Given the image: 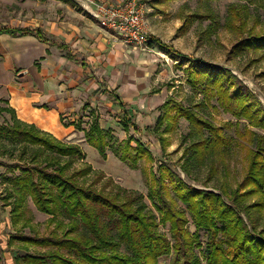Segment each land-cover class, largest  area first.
Wrapping results in <instances>:
<instances>
[{
    "label": "rangeland",
    "instance_id": "374dc122",
    "mask_svg": "<svg viewBox=\"0 0 264 264\" xmlns=\"http://www.w3.org/2000/svg\"><path fill=\"white\" fill-rule=\"evenodd\" d=\"M76 1L79 5L73 7L65 0H46V2L0 0V26L8 22H16V18L19 20L23 16L28 17L31 13H37L38 15L35 16L42 19L55 17L56 20L59 18L63 20L66 14L68 18H72L75 17L74 13L64 11L69 7L75 8L76 12L80 11L86 16L88 28L86 38L90 42L89 46H95L92 49L100 50L98 54H91V51L89 54L86 49L85 58L82 59L85 62V71L83 70L81 87L78 91H74L75 87L72 86L63 89L60 93V102L64 104L60 108L62 122L66 125L74 123V127L66 129L62 139L78 145L82 151L79 156L65 158L66 161L71 160L68 174L91 165L93 170L80 176L79 185H94L98 189L105 188L106 191L113 188L117 191L121 187L127 191L140 192L150 212H154L159 220L161 213L156 209L149 194L154 182V174L164 171L166 166L174 169L194 187L215 192L222 190L227 194L226 201L230 205L242 209L240 213L248 226L251 227L253 222L256 223V235L264 236V193H260L256 185L245 179L249 163L248 152L255 146L249 130L259 129L252 127L246 119H239L232 112L224 109L216 96L211 97L209 101L205 99L200 89H193L187 83L183 70L189 60L194 58H203L225 66L252 89L264 104V52L251 49L242 52L233 51V45L248 35L246 31L238 32L227 25L231 3H244V1L210 0L204 5L201 0H137L144 9L150 40H152L144 45L128 42L118 32L100 24L94 12L96 4L102 0ZM262 2L261 0L257 4L250 5L248 15V26L258 21L256 25L258 32L264 29ZM209 5L215 17L210 35L204 30L207 29L211 19L196 20L185 27L186 14L196 9L204 10ZM17 9L24 11L20 14ZM155 39L168 45L169 50L159 47V44L153 41ZM88 55L93 56L94 59L88 58ZM62 74L57 78L64 83L67 79ZM93 79L100 84L97 90L89 87ZM104 89L116 90L130 104L131 122L137 128L131 125L130 129L125 131L121 121L124 113L121 112L118 104L113 103L112 97L103 93ZM175 102L194 107L203 102L204 105L195 108L216 126H223L225 137L230 139L228 146L222 151L216 150V153L206 154L203 159L191 156L194 151L189 147L192 143L190 136L192 126L184 116L172 109ZM6 108L8 105L3 102L0 105V124L12 122V115ZM97 116L101 127L107 131L108 144L105 155L89 144L87 137L90 123ZM49 120L53 124V120ZM130 136L133 137L131 146L136 147V142L140 141L148 148L151 157L145 155L136 165L121 160L119 156L123 144ZM7 146H10L11 152L4 155L0 153V246L3 264H15L14 255L24 256L27 251L20 247L21 243L18 241L9 246L10 234L19 232L28 235L34 233L48 235L55 228L56 223L62 222L61 232L68 229L72 220L61 209L56 214L55 222L51 223L49 219L51 215L39 211L32 198L27 196L23 203L26 212L20 218L21 222L12 223L11 209L14 198L7 196L12 190L18 197L19 194L13 183L15 180L12 179L20 174V170L7 168L4 165L17 163L23 167H31V164L20 162L18 148L10 144ZM0 150L2 152V146ZM184 165L190 170L189 175L182 170ZM101 172L103 175L100 174ZM165 182V191L173 197L178 208L185 212L188 230L191 233L195 232L197 227L193 216L179 199L181 195L175 193L171 178L167 177ZM206 183L208 186L205 185ZM23 223H26L25 226ZM169 225L160 224L159 229L170 237ZM223 237H225L223 231L219 230L217 238ZM200 240L202 245L196 248V252L201 264H207L206 230L200 231ZM25 247L33 254L45 250L33 245ZM174 258V253L162 256L160 264H173ZM177 264H181V260Z\"/></svg>",
    "mask_w": 264,
    "mask_h": 264
},
{
    "label": "trees",
    "instance_id": "16d2710c",
    "mask_svg": "<svg viewBox=\"0 0 264 264\" xmlns=\"http://www.w3.org/2000/svg\"><path fill=\"white\" fill-rule=\"evenodd\" d=\"M65 1L72 6L78 4L76 0ZM209 1L201 0L204 5ZM242 1L244 3H231L227 15V25L232 30L246 31L248 35L233 45V51L242 52L251 49L264 52V29L259 32L256 30L258 21L248 26L250 5L257 4L261 0ZM262 1L264 6V0ZM209 7L210 5L204 10L196 9L186 14L185 27L196 20L211 19L207 29L204 30L210 35L215 17L212 8ZM0 31L22 35L34 33L42 41H50L39 29L6 27ZM153 41H156L159 47L169 50L168 45L156 39ZM60 47L64 45L60 44ZM183 70L187 83L193 89H200L205 99L209 101L211 97L216 96L224 109L232 112L239 119H246L252 127L259 129L249 130L255 146L248 152L249 163L245 179L256 185L260 193H264L263 102L231 69L225 66L203 58H194L189 60ZM108 93L122 107L124 117L121 121L125 131H128L131 125L137 128L131 122L130 111L122 98L115 92ZM201 105L204 103L201 102L195 107ZM195 107L175 102L172 109L184 116L192 126L190 133L192 143L189 147L194 151L191 156L201 159L208 153L224 150L230 139L225 137L223 126L213 124ZM6 110L11 113L12 122L0 124V146L3 147L0 153L4 155L11 152L10 146H7L10 144L18 148L20 162L31 164V167H23L17 163L4 165L7 168L20 170V174L12 179L15 180L13 183L19 194L18 197L12 190L7 196L14 198L11 209L12 223L21 222L20 218L26 212L23 203L27 196L32 198L39 211L51 215L49 218L51 223L55 222L56 214L61 209L72 220L68 229L61 232L62 222L56 223L55 228L48 235L39 233L28 235L19 232L10 234L9 246L18 241L21 243L20 247L27 251L24 256L14 255L15 264H160V258L171 253H174L175 257L173 264H177L180 260L181 264H201L196 252V248L202 245L201 230H206L208 235L205 249L207 264H264V236L256 235V223L253 222L251 227L248 226L240 213L242 209L230 205L226 201L227 194L222 190L215 192L194 187L174 169L165 166L164 171L154 174V182L149 194L156 209L161 213L158 220L156 214L150 212L140 192L127 191L119 186L117 191L114 188L106 191L105 188L98 189L94 185H79L80 176L93 169L88 165L83 170L68 174L71 160L66 161L65 158L81 155L82 151L78 145L59 139L33 123L22 121L11 106ZM98 117L91 121L87 137L89 144L105 155L108 144L107 131L101 127ZM132 139L133 137L130 136L124 142L119 157L136 165L145 155L151 157V153L140 141L136 142V147H132ZM182 170L190 174V170L185 165ZM100 174L103 175L102 172ZM167 177L171 178L175 193L181 195L179 199L193 216L197 227L193 233L186 226L188 219L184 210L179 209L173 197L165 191ZM205 185L208 186L207 183ZM166 223L170 224V237L159 229L160 224ZM25 224L23 223V226ZM219 230L223 231L225 237L217 238ZM27 245L38 246L45 250L33 254L28 252V248L25 247ZM0 264H3L1 246Z\"/></svg>",
    "mask_w": 264,
    "mask_h": 264
},
{
    "label": "crops",
    "instance_id": "0c3cea01",
    "mask_svg": "<svg viewBox=\"0 0 264 264\" xmlns=\"http://www.w3.org/2000/svg\"><path fill=\"white\" fill-rule=\"evenodd\" d=\"M17 10L20 14L24 11ZM74 10L67 8L64 12H72L75 17L68 18L66 14L63 20H56L55 17L42 19L37 17V13L36 16L31 13L28 17L16 18V22L0 26V30L6 27L39 29L50 39L45 42L34 33L22 35L0 31V105L6 102L15 110L19 119L35 124L59 139L65 135L66 129L74 127L73 123L66 125L62 122L60 108L64 104L60 102V93L67 87H75L74 91L81 87L80 81L85 71L82 59L85 58L86 49L89 54L90 51L91 54L100 52L92 49L95 46H89L90 42L87 41L86 16ZM60 44L64 47H60ZM88 58L94 59L91 55ZM61 73L67 79L64 83L57 78ZM21 74L24 75L19 76ZM90 82L89 87L94 90L100 87L96 80ZM103 91L108 97H112L108 93L110 91L120 96L113 89ZM112 100L123 113L118 101L114 98ZM122 100L130 111V104ZM49 119L53 120V124Z\"/></svg>",
    "mask_w": 264,
    "mask_h": 264
},
{
    "label": "built area",
    "instance_id": "2783aa9c",
    "mask_svg": "<svg viewBox=\"0 0 264 264\" xmlns=\"http://www.w3.org/2000/svg\"><path fill=\"white\" fill-rule=\"evenodd\" d=\"M94 16L103 27L118 32L128 42L144 45L152 41L144 9L137 0H102L96 4Z\"/></svg>",
    "mask_w": 264,
    "mask_h": 264
},
{
    "label": "water",
    "instance_id": "95a60500",
    "mask_svg": "<svg viewBox=\"0 0 264 264\" xmlns=\"http://www.w3.org/2000/svg\"><path fill=\"white\" fill-rule=\"evenodd\" d=\"M23 73H25V72H23Z\"/></svg>",
    "mask_w": 264,
    "mask_h": 264
}]
</instances>
